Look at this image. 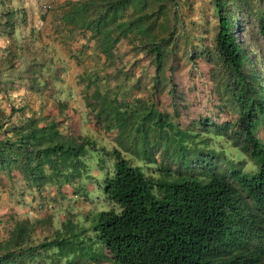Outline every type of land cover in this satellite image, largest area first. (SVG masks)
Wrapping results in <instances>:
<instances>
[{
  "label": "trees",
  "instance_id": "1",
  "mask_svg": "<svg viewBox=\"0 0 264 264\" xmlns=\"http://www.w3.org/2000/svg\"><path fill=\"white\" fill-rule=\"evenodd\" d=\"M123 4L70 0L61 19L69 33L95 41L93 53L102 55V67L113 59V44L99 40L128 37L132 50L152 62L146 96L136 93L138 85L110 87L109 75L86 74L83 99L95 130L77 135L69 134L62 99H55L51 118L31 112L12 122L17 109L11 106L9 116L0 111V181L18 173L30 193L52 187L66 196L61 188L69 186L76 195L84 191L79 181L95 154V181L105 207L77 215L67 210L49 235L36 234L41 220L9 215L11 225L0 235V264H35L39 256H51V264H75L82 255L112 264H264V81L245 70L248 60L233 30L237 12L244 18L252 14L264 50V7L255 9L250 0H212V48L201 53L220 102L216 114L229 109L233 115L182 126L179 112L159 108L155 97L170 83L165 66L174 56L175 33L165 23L164 4L137 14ZM2 14L5 29L12 12ZM152 27L164 36L137 35ZM119 88L125 90L121 95ZM169 93L176 97L173 85ZM97 128L111 138L93 136ZM73 255L75 262L69 260Z\"/></svg>",
  "mask_w": 264,
  "mask_h": 264
},
{
  "label": "rangeland",
  "instance_id": "2",
  "mask_svg": "<svg viewBox=\"0 0 264 264\" xmlns=\"http://www.w3.org/2000/svg\"><path fill=\"white\" fill-rule=\"evenodd\" d=\"M67 1L70 0H0V11L12 12V25L5 29L3 21L6 18L3 14L0 15V111L9 116L11 106L17 109L10 117L12 122H16L18 116H27L31 112L39 118H51L55 114V99H62L67 105L66 123L70 130L69 134L77 135L86 130L88 132L95 130L91 113H88L83 99L86 74L90 76L97 74L100 77L109 75L106 83L110 87L119 84L127 90L130 86L138 85L136 93L146 96L152 62L144 52L132 50L128 37L108 35L101 38L99 44L106 46L112 41L113 59L102 67V55L93 53L95 41L83 38L75 31L69 33L68 26L63 24L61 14ZM250 1L255 9L264 7V0ZM123 2L132 8L135 14L154 3H163L166 10L165 23L174 30L175 34L170 42L174 56L171 55V62L165 66V76L170 83L159 87L155 95L159 101V108L168 113L177 110L179 112L177 120L182 126L191 119L208 117L219 122L232 116L233 113L230 114L229 109L219 114L215 112V107L220 102L218 95L213 91L214 85L209 76L211 66L201 53L212 48V36L216 25L212 0H123ZM123 5L118 6L117 13ZM161 18L159 15L158 19L162 20ZM133 26L140 30L138 23ZM233 30L248 60L245 63V70L247 72L252 70L258 79L264 81V50L254 16L250 14L244 18L237 12ZM139 33L138 36L143 34L152 39L156 38V34L164 36L154 27ZM192 52H196L198 56L190 61L188 56ZM120 70L122 72H119ZM124 72L130 74L123 77ZM135 79L138 81L135 82ZM171 85L175 87L176 97L173 99L169 95ZM117 91L120 94L125 90L119 88ZM259 132L262 134L261 130ZM92 134L103 141L111 138V134L101 128H97V132ZM95 164L96 155L92 154L88 162V175L79 181L84 191L76 195L71 194L69 186L61 188V193H65L66 196L55 193L52 187L43 188L39 193H30L18 178V173H15L16 179L12 180L2 176L0 235L3 236L5 229L11 225L12 219L9 215L25 214L29 220H41L36 234L49 235L58 227L67 210L77 215L80 212L104 208L105 203L95 181ZM47 219L51 220V227ZM85 246L79 250H84ZM76 258L77 256L73 255L69 260L75 262ZM34 262L51 264L53 258L39 256ZM64 263L62 260L61 264ZM75 264L112 263L90 261L86 255H82Z\"/></svg>",
  "mask_w": 264,
  "mask_h": 264
}]
</instances>
